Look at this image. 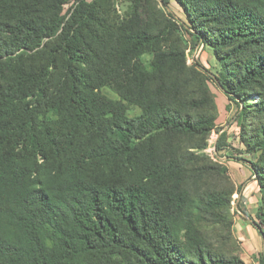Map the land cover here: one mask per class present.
I'll return each instance as SVG.
<instances>
[{"label":"trees","instance_id":"1","mask_svg":"<svg viewBox=\"0 0 264 264\" xmlns=\"http://www.w3.org/2000/svg\"><path fill=\"white\" fill-rule=\"evenodd\" d=\"M210 83L264 241V0H0V264H244Z\"/></svg>","mask_w":264,"mask_h":264},{"label":"rangeland","instance_id":"2","mask_svg":"<svg viewBox=\"0 0 264 264\" xmlns=\"http://www.w3.org/2000/svg\"><path fill=\"white\" fill-rule=\"evenodd\" d=\"M170 7H171L172 13L176 17V19L180 20L181 19V12H180L179 7L175 3H172ZM186 52H187V59H188L189 64L193 63L194 61H197L205 70H210L211 72L215 73L216 69H212V67L216 66V63H215L216 61H215L211 51L204 49L203 47L196 46L193 50H190V48H188ZM144 60H147V59L145 58ZM210 87L216 96V104H217L218 109L220 111L218 129H220L221 131L219 133H217L216 131L213 132L212 137L210 138V140L208 142L209 145H208V148L206 150V153L213 159V161L220 162V163L224 164L225 166H236L234 164L235 163L239 164V163L235 162L234 160L230 161V159L228 158V157L237 156L235 151H233L232 149L230 150L228 148H225V150H222V151L216 153L215 148H214L215 142L218 138V134H220L223 131H228L229 132V135H228L229 138H228L226 144L227 145L234 144V146H235L234 150H237L236 149L237 146L233 141L234 137H232L234 135H237V133H238L237 128L235 126L236 122L234 119L236 116V107L232 104L228 105L227 99L223 95L222 91L215 84L210 83ZM105 94L113 97V95H111L108 92H105ZM138 114H139V110L135 109V108L131 109L128 112L129 117H133V116H136ZM240 156H243V155H240ZM237 166H245V165L240 163V165H237ZM236 198L237 197H235V198L233 197V204H232V209H231V214H232L234 222L236 220H238V218H240L241 215H243L246 212L243 209V208H245V206H242V208L236 210V204H235ZM234 236L238 242L240 257H241V259L244 260V261L242 260L244 262V264H251L252 262L254 264H257V258H255V254L254 253L250 254V252L247 248L242 249L240 242H239L238 238L236 237L237 235L235 233H234Z\"/></svg>","mask_w":264,"mask_h":264},{"label":"crops","instance_id":"3","mask_svg":"<svg viewBox=\"0 0 264 264\" xmlns=\"http://www.w3.org/2000/svg\"><path fill=\"white\" fill-rule=\"evenodd\" d=\"M234 165L236 166L226 167L234 184L240 187L239 192L234 195V198L237 197L235 200L236 210L245 206L243 209L246 212L234 222L233 231L237 235L236 237L242 249L247 248L250 254L254 253L255 258H257L259 255L264 254V241L257 230L252 226L247 215L251 214L256 208L260 198V192L249 167L237 166L240 164L236 163Z\"/></svg>","mask_w":264,"mask_h":264},{"label":"built area","instance_id":"4","mask_svg":"<svg viewBox=\"0 0 264 264\" xmlns=\"http://www.w3.org/2000/svg\"><path fill=\"white\" fill-rule=\"evenodd\" d=\"M251 264H254L253 262Z\"/></svg>","mask_w":264,"mask_h":264}]
</instances>
